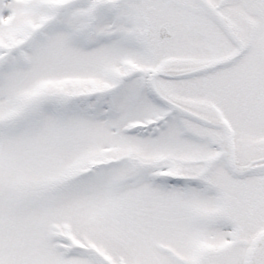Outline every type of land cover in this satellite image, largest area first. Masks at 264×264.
Wrapping results in <instances>:
<instances>
[{
    "label": "snow or ice",
    "instance_id": "snow-or-ice-1",
    "mask_svg": "<svg viewBox=\"0 0 264 264\" xmlns=\"http://www.w3.org/2000/svg\"><path fill=\"white\" fill-rule=\"evenodd\" d=\"M0 264H264V0H0Z\"/></svg>",
    "mask_w": 264,
    "mask_h": 264
}]
</instances>
